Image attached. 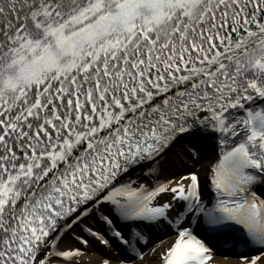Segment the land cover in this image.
<instances>
[{
	"label": "snow or ice",
	"instance_id": "snow-or-ice-1",
	"mask_svg": "<svg viewBox=\"0 0 264 264\" xmlns=\"http://www.w3.org/2000/svg\"><path fill=\"white\" fill-rule=\"evenodd\" d=\"M258 185L264 0H0V264H264Z\"/></svg>",
	"mask_w": 264,
	"mask_h": 264
},
{
	"label": "bare ground",
	"instance_id": "bare-ground-1",
	"mask_svg": "<svg viewBox=\"0 0 264 264\" xmlns=\"http://www.w3.org/2000/svg\"><path fill=\"white\" fill-rule=\"evenodd\" d=\"M215 158L214 155H210L207 157L205 160L200 161V165L203 167H207L208 163H210L213 159ZM174 163V157L170 156L163 164V167L168 170L173 167ZM199 166V165H198ZM98 245H100L98 243ZM87 254H84L79 257V260L81 264H100V261L104 257H111L113 264H118L119 261V256L116 254V252H109L107 249H105L103 246L97 247L95 245V242H93L92 246L87 249L86 251ZM224 257L227 256H216L219 264H228V260H225ZM229 259H232V257H228Z\"/></svg>",
	"mask_w": 264,
	"mask_h": 264
}]
</instances>
